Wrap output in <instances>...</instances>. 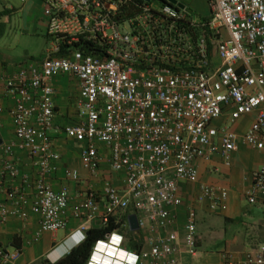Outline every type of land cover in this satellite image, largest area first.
<instances>
[{
    "label": "built area",
    "instance_id": "2783aa9c",
    "mask_svg": "<svg viewBox=\"0 0 264 264\" xmlns=\"http://www.w3.org/2000/svg\"><path fill=\"white\" fill-rule=\"evenodd\" d=\"M204 1L207 15L198 16L165 0H40L43 56L4 80L15 142L3 151L25 152L35 173L30 179L10 159L3 161L0 225L31 213L39 217L36 236L55 233L70 211L83 220L77 230L86 236L88 224L106 226L130 209L134 233L142 235V247L130 251L138 264H180L182 254H197L196 209L186 208L181 235L175 227L180 185L198 183V162L215 154L230 165L238 140L230 124L242 117L255 114L242 141L264 150V0ZM63 74L79 84L78 121L61 132L80 144V168L97 174L103 146L110 170L123 175L121 186L105 181L75 203L65 188L55 191L48 182L60 159L51 135L52 80ZM224 113L228 122L215 125ZM64 175L79 179L76 169ZM16 178L31 192L13 189ZM198 186L197 202L206 201L211 212L226 210L227 188ZM262 198L264 167L251 173L245 193L248 205ZM19 256V249L0 246V264H18ZM223 260L264 264V244Z\"/></svg>",
    "mask_w": 264,
    "mask_h": 264
},
{
    "label": "crops",
    "instance_id": "0c3cea01",
    "mask_svg": "<svg viewBox=\"0 0 264 264\" xmlns=\"http://www.w3.org/2000/svg\"><path fill=\"white\" fill-rule=\"evenodd\" d=\"M200 1L204 6H194L192 3L194 0H190L189 6L185 7L195 14L197 13L198 16H205L207 15L206 2ZM179 3L182 4V2ZM37 8L40 10L41 22L32 20L36 18L34 14ZM15 14H18L20 18L22 31L41 34L46 42V25L42 18L40 0L27 1L17 11L14 8L8 10L7 15L0 18V21L6 23V31L8 22ZM4 48L3 44L0 45V170L3 161L8 158L15 164L21 175H28L30 179H33L35 169L30 157L25 152L14 149L8 156L3 151L5 145L15 142L14 126L10 115L13 102L4 93V80L23 65L38 64L42 57L33 61H19L12 59V55L9 56L10 52L3 53ZM52 85L54 88V118L51 135L54 148L59 153L60 159L55 165L56 169L48 176L49 185L55 191L65 188L71 203L82 199L85 191L89 188L100 191L105 181H109L117 187L121 186L123 175L115 174L110 170L108 152L103 146L99 147L102 157L100 169L97 174L91 175L80 168V144L66 138L61 132L65 126L76 124L78 121V81L72 76L63 74L53 78ZM254 115V113L250 114L230 124L232 130L238 135V140L237 150L231 154L229 166H224L220 157L215 154L210 161L198 162V183L180 185L183 205L175 210V227L179 230L180 235L186 208L193 206L197 216V254L194 257L182 254L180 264H223V255L227 253L238 258L258 244H264V198L257 200L254 205H248L245 200V193L251 187V173L255 169L264 167V150L252 149L242 141V135L252 123ZM227 122V113H224L214 124L220 125ZM70 168L78 171L79 179L77 181L65 177V170ZM2 183L7 184L6 180ZM201 183L227 188L228 198L225 211L211 212L206 201L197 202L198 185ZM11 186L23 193L31 192L30 188L21 181V178L13 180ZM3 200L4 195L0 193V202ZM122 215L124 214H120L119 219L122 218ZM213 218L217 220L212 221ZM82 222V219L75 218L68 211L64 229L55 233L44 232L36 236L40 227L38 216L29 213L24 220L10 217L7 222L0 225V246L19 249L18 264H43L45 261L53 263L67 248L70 249L68 239L75 235ZM87 226L95 228L100 224L92 222ZM217 226L219 232L215 233L214 228ZM104 241H108V238H105ZM133 241L135 240L133 239ZM124 243L125 240L122 242L123 248L131 251L124 246ZM91 251L92 248L90 253ZM49 253H52L51 258H49Z\"/></svg>",
    "mask_w": 264,
    "mask_h": 264
},
{
    "label": "rangeland",
    "instance_id": "374dc122",
    "mask_svg": "<svg viewBox=\"0 0 264 264\" xmlns=\"http://www.w3.org/2000/svg\"><path fill=\"white\" fill-rule=\"evenodd\" d=\"M27 1L30 0H0V11L2 10H11L12 8L15 9V11L19 10L23 4H25ZM203 1V0H202ZM174 2H182L183 7L189 6L190 0H174ZM174 3L173 5H175ZM194 6L199 5L204 6L203 2L200 0H194ZM182 7V8H183ZM197 14V13H196ZM34 16L36 18H33L32 20H35V22H41L40 16V10L37 8L35 11ZM21 23L20 18L18 17V14L13 15L11 18V21L7 24V31L4 36L0 38V45H4V50H2L3 53H8V55L13 57L12 59L23 61H33L38 60L42 57L43 50L46 46V42L44 40L43 35L36 34L35 33H29L28 31L21 30ZM9 51H7V50ZM217 219L213 218L212 221H216ZM215 224V223H213ZM203 227V226H202ZM215 233L219 232V227L214 228ZM130 237L132 240L135 241L139 238L142 239V235L135 234L133 231H131ZM125 240V238H124ZM69 249L67 248L65 252H68ZM63 252L62 254L64 255ZM61 254V255H62ZM60 255V256H61Z\"/></svg>",
    "mask_w": 264,
    "mask_h": 264
},
{
    "label": "trees",
    "instance_id": "16d2710c",
    "mask_svg": "<svg viewBox=\"0 0 264 264\" xmlns=\"http://www.w3.org/2000/svg\"><path fill=\"white\" fill-rule=\"evenodd\" d=\"M8 11L4 10L0 13V18L4 15H7ZM6 23L0 21V38L5 34ZM132 213V210H127L125 215H122L121 219L117 222L113 219L104 226L100 225L95 228H90L87 232V239L78 247L71 248L68 251V254H64L63 258L58 259L57 261L51 263L48 261L43 262V264H86L90 250L95 242L105 239V236L114 230L122 234L125 238L124 246L131 251H138L142 247V239L139 238L136 241H133L130 235L131 231L124 226L125 217ZM124 226V227H123Z\"/></svg>",
    "mask_w": 264,
    "mask_h": 264
},
{
    "label": "clouds",
    "instance_id": "9594fccd",
    "mask_svg": "<svg viewBox=\"0 0 264 264\" xmlns=\"http://www.w3.org/2000/svg\"><path fill=\"white\" fill-rule=\"evenodd\" d=\"M86 239L87 237L80 230H76L75 235L68 239L69 248L80 246ZM123 241L124 237L115 231L109 235L107 242L104 240L97 241L89 264H138L140 257L135 252L123 248L121 244ZM101 253L105 255L102 257ZM64 254L68 253L65 252ZM51 256L52 253H49V258ZM59 258H63V254Z\"/></svg>",
    "mask_w": 264,
    "mask_h": 264
},
{
    "label": "water",
    "instance_id": "95a60500",
    "mask_svg": "<svg viewBox=\"0 0 264 264\" xmlns=\"http://www.w3.org/2000/svg\"><path fill=\"white\" fill-rule=\"evenodd\" d=\"M145 1H149V0H145ZM165 1L169 2L172 5L174 3H176V2H174V0H165ZM175 5L177 7H179V8H182L183 7V5L181 3H179V2H177ZM127 222H128V227H129V230L130 231H133L134 232V231L137 230V221H136V216L134 214H131V215L128 216ZM87 235H88V233H86V236Z\"/></svg>",
    "mask_w": 264,
    "mask_h": 264
}]
</instances>
